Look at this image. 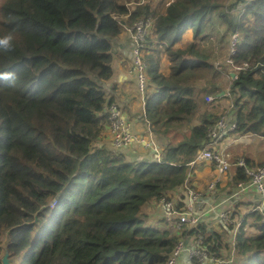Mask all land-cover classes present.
<instances>
[{"label": "trees", "instance_id": "16d2710c", "mask_svg": "<svg viewBox=\"0 0 264 264\" xmlns=\"http://www.w3.org/2000/svg\"><path fill=\"white\" fill-rule=\"evenodd\" d=\"M148 17V123L141 120L159 158L138 144L114 147L108 123L107 106L118 104L105 84L114 74L112 42ZM8 35L11 49H0V264L4 254L10 264H165L180 238L195 244L198 234L209 256L231 249L238 264H264L263 214L237 206L258 191L232 196L250 180L240 167L230 166L229 198H219L234 220L218 222L221 232L204 221L209 211L177 228L159 204L174 199L182 209L185 184L195 188L189 163L226 112L219 100H231L227 119L236 123L223 139L264 138V0H172L162 11L150 0H0V38ZM228 59L248 66L232 78ZM239 144L226 148L232 163L264 165L240 155Z\"/></svg>", "mask_w": 264, "mask_h": 264}, {"label": "built area", "instance_id": "2783aa9c", "mask_svg": "<svg viewBox=\"0 0 264 264\" xmlns=\"http://www.w3.org/2000/svg\"><path fill=\"white\" fill-rule=\"evenodd\" d=\"M152 24L153 19L148 17L146 19L137 20L130 27H125L131 38L132 60L131 64L129 65L128 72L135 78L136 87L141 94L142 108L140 117H143V120L147 123L148 120L145 118L146 116L143 111L144 92L147 83V63L144 53L146 49L147 37L150 34ZM238 39L239 36L237 32L231 35L230 53L234 52V47L238 42ZM226 62L232 66L234 73L236 70L248 66L247 63H244L242 66H236L233 64L232 59H228ZM218 97H220V94L207 95L205 96V100L210 102L213 101L214 98ZM231 108L232 102L230 100L228 107H226V112H224V114L221 115L213 125L208 127L206 133V136L208 137L207 144L197 150L193 160L189 163L190 169L195 164V162H205L208 164L213 163V169H211L212 177L208 181L205 191L203 192L196 188L188 187L185 184L184 190H186L188 193V203L183 204L182 209L178 208L177 202H175L174 199L169 200L162 197L159 200L164 218H166L170 224L175 223L177 228L181 227L184 223L187 224L188 227H193L201 222L202 217L208 212L204 200L201 199L202 196L208 192H215L217 187L221 186L226 181L227 171L230 166L240 167L243 172L250 177L248 183L239 182L237 184V190L232 194V196H236L239 192H244L248 189L255 188V190L258 191L259 197L254 200L255 204L250 207V210H258L261 212L263 214L262 221H264V165L256 167L247 166L245 160L242 157L237 158L236 161L232 163L230 161L231 154L226 150L229 144L239 143L243 140H249L252 138L254 133L248 132L243 134H235L229 143L220 146V139L226 136L228 133H231L236 128V123L233 120L228 121L227 119V113ZM107 110L109 113L108 123L109 132L111 135V144L114 147L123 148L130 144H138L143 148L149 147L153 149V151L158 152L157 157L159 158V149L156 146V143L149 131L143 134L135 133L131 121L125 116L123 109L118 104L111 103L107 106ZM148 125L149 124H147V126ZM189 173L186 177V180L189 176ZM180 198L182 197H179L178 201ZM224 201L225 199L218 200L211 208H218ZM217 218V222L221 224L227 225L234 223V220L231 217L230 211L228 209H221L220 211H217ZM202 239L203 236L198 234L195 244L187 245L186 240L184 241V239L180 238L170 253L165 264H180L182 256L188 261L197 259L198 262L202 264L217 263V258L208 255L205 249L206 246L202 243Z\"/></svg>", "mask_w": 264, "mask_h": 264}, {"label": "crops", "instance_id": "0c3cea01", "mask_svg": "<svg viewBox=\"0 0 264 264\" xmlns=\"http://www.w3.org/2000/svg\"><path fill=\"white\" fill-rule=\"evenodd\" d=\"M116 47L113 49V69H114V74L112 78L108 81H106V86L107 87H112L114 86V93H117V101L120 107H122L123 112L125 116L131 121L133 125V130L135 133H143L145 131V126L143 125V121L141 120V94L138 91L136 87V83L134 80V77L129 74L128 68L130 65V50H131V39L129 37V34L126 33L125 31L118 37L116 40ZM159 71L161 73H167L168 72V61L164 55L161 56L160 61H159ZM229 101V100H228ZM233 139L232 137H226V138H221L220 139V146L223 144L229 143ZM250 140V139H249ZM249 140H243L242 142H248ZM240 142V143H242ZM236 150L238 149L237 145H234ZM205 165H210L208 163L203 164ZM194 166V165H193ZM189 173L188 177H192L193 183H199L200 179V171L199 169L196 170V167H193ZM212 166V165H211ZM206 169V168H204ZM213 169V166L212 168ZM212 172V170H210ZM212 175V174H211ZM226 181H227V175H226ZM226 181L221 185L223 186ZM201 191H205L202 189H199ZM256 198H252V201H250L245 208H248L247 210L250 211V207L254 205V200ZM205 202V206L208 205V202L205 199L202 198ZM220 200V199H219ZM249 200V198H248ZM218 201V200H217ZM216 201V202H217ZM224 203L221 204L216 210L213 212L215 214V217L217 215V211H220L223 209ZM217 222V218L215 223ZM213 227H218L219 224L215 225ZM212 226H209V229L212 231H216L213 229ZM187 245H192V243L187 239L186 240ZM189 261L185 257H181V262L180 264H186Z\"/></svg>", "mask_w": 264, "mask_h": 264}, {"label": "rangeland", "instance_id": "374dc122", "mask_svg": "<svg viewBox=\"0 0 264 264\" xmlns=\"http://www.w3.org/2000/svg\"><path fill=\"white\" fill-rule=\"evenodd\" d=\"M233 0H228V3L231 2ZM152 6L155 8V10L157 11H162L163 8L168 5L170 2H172V0H150ZM237 7H239V5H237ZM190 36L189 32H186L184 34V39H188ZM112 47L114 49V47H116V42H112ZM114 56V54H113ZM113 60V59H112ZM228 71L233 72L232 69H228ZM230 78V76H229ZM231 80V78H230ZM230 101V100H229ZM229 101L225 100H219L217 102L218 106L221 107V109L225 110L226 107H228L229 105ZM238 146V145H237ZM238 153L241 155V153H245L248 154L254 161H260L262 159H264V138H260L258 136L251 138V140L249 142L246 143H241L238 146L237 149ZM244 151V152H243ZM239 157V156H238ZM193 167H196V170L199 169L200 171V179H199V183H193V179L192 177H188L187 178V185L189 186H194L196 189H202L205 190L206 186L208 184V181L211 179L212 175H211V165H201V164H196ZM202 167V168H200ZM206 168V169H204ZM192 169V167H191ZM190 169V171H191ZM227 179H228V173H227ZM227 181L223 186H219L217 188V190L214 193H206L205 194V198L208 202V205L206 206L207 210L209 211L207 213V217L204 218V221H206L207 225L209 226H214V223L216 221L215 218V214L213 213L216 209L215 208H211L214 203L219 200V198L221 197V195L224 196H228L229 195V191H228V187H227ZM249 203L248 198H242L239 202V204L237 206H241L242 208H245L247 206V204ZM150 210L155 212V207L152 205V207L149 208ZM248 209V208H245ZM152 212V213H154ZM237 212H239V208H237ZM241 213V212H240ZM245 212L241 213V216H243ZM236 216H239V213H236ZM154 219H158L157 216L153 215ZM218 222L215 223V225ZM215 229V228H213ZM216 231L221 232L223 229H220V227L218 226V228L215 229ZM251 229L248 230V233H251ZM230 236H227V241H231L230 240ZM222 257H220L218 260V263L216 264H238L239 263V258H237V256L235 255L236 252L231 250V249H224L221 251Z\"/></svg>", "mask_w": 264, "mask_h": 264}, {"label": "water", "instance_id": "95a60500", "mask_svg": "<svg viewBox=\"0 0 264 264\" xmlns=\"http://www.w3.org/2000/svg\"><path fill=\"white\" fill-rule=\"evenodd\" d=\"M231 77L233 78L235 76L234 72H230ZM224 94V91H222L220 93V96ZM182 198L179 199V201H181L183 204H187L188 203V193L186 192V190L182 191ZM1 264H10L9 259L7 258V254H4L1 258Z\"/></svg>", "mask_w": 264, "mask_h": 264}, {"label": "clouds", "instance_id": "9594fccd", "mask_svg": "<svg viewBox=\"0 0 264 264\" xmlns=\"http://www.w3.org/2000/svg\"><path fill=\"white\" fill-rule=\"evenodd\" d=\"M11 40H12L11 35L4 36L3 38H0V49H3L5 51L10 50L11 49Z\"/></svg>", "mask_w": 264, "mask_h": 264}, {"label": "bare ground", "instance_id": "6f19581e", "mask_svg": "<svg viewBox=\"0 0 264 264\" xmlns=\"http://www.w3.org/2000/svg\"><path fill=\"white\" fill-rule=\"evenodd\" d=\"M97 141V140H96Z\"/></svg>", "mask_w": 264, "mask_h": 264}]
</instances>
